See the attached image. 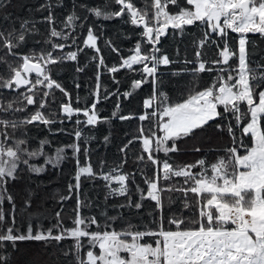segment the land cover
Masks as SVG:
<instances>
[{
  "label": "trees",
  "instance_id": "1",
  "mask_svg": "<svg viewBox=\"0 0 264 264\" xmlns=\"http://www.w3.org/2000/svg\"><path fill=\"white\" fill-rule=\"evenodd\" d=\"M132 2L137 8H143L145 3H151V0ZM183 3L184 0H181L182 5ZM95 8L101 9V16L97 17L91 11ZM120 8L121 5L115 0H0V32L5 35L13 33L14 37L21 32L25 35L22 42L13 40L16 47L12 52L0 44V78L9 79L11 72L8 66L21 64L22 56L51 52L58 62L47 65V74L64 90L62 92L56 88L47 89L43 85H37L32 92H28L30 86H22L19 89L0 87V105L6 107L9 102H14L13 110L0 111V119L22 121L39 110L52 121L49 124L39 121L24 124L15 132L11 128L0 127V132L7 131L12 136L9 143L25 140L27 143L24 147L29 151L43 153L31 158L26 153L22 154L14 174L15 179L8 178L7 183L0 188V193L5 197L0 207L4 210L7 226H12V217L15 216L14 235H27L29 224L32 225V235L38 232L47 234L49 228L53 229V236L59 234L60 229L54 227L58 223L57 212L60 213L59 221L63 227L72 228L78 199L80 215L96 217L97 224L90 225V231H123L129 225L136 226L133 230L155 231L161 222L165 229L175 230V226L168 223L173 217L185 221L198 219V200L191 193L186 197L180 191L162 192V208L157 207L156 202L150 198H142L146 197L147 192L145 179L155 178L156 166L148 161L147 153L143 151L142 139H138L139 130L143 127L147 134L148 130L156 125L158 117L141 121L139 116L158 111L159 100L154 101L153 108H146L144 105V101L154 94H166L170 104L182 102L193 88L202 90L208 87L218 74H226L220 73V69H234L238 58H231L227 64L212 63L222 60L219 52L224 47V40L213 35L210 42L199 48V41L203 38L205 30L203 26H186L183 32L169 28L156 45L160 50L156 55H167L171 63L157 66L155 86L152 78L148 77L138 89H133V82L143 79L139 71L141 65H134V70L121 68L122 59L134 54L137 43L142 46V54L150 53L151 45L146 44L141 35L143 26L132 24L129 14L106 15L119 12ZM168 10L173 13L177 11L171 5ZM49 15L53 17L51 23L46 19ZM70 15H75L76 19L68 24L67 18ZM25 21L28 22L25 26L27 31L21 27ZM52 28L60 31L62 35L52 37ZM89 29L97 38L95 48L84 43ZM238 36L239 34L229 30L225 38L233 50L238 49ZM247 37L249 66L257 72L264 71L259 67L264 65V37L252 33L247 34ZM53 44H63L64 47L53 48ZM197 50L201 52L200 59L207 62L206 67L213 70L200 73L194 82L190 70L197 66ZM73 51L77 52L76 60L60 59ZM100 58H103V65L100 64ZM114 66L119 68V71L111 72L110 69ZM30 79L34 82V73ZM98 83V122L95 125L86 124L83 112L74 113L72 118L68 119L62 111V106L71 101L74 109L91 107L97 99L95 93ZM44 92L49 95L44 96ZM126 92L131 95L126 97ZM25 95H32L35 103L27 105L23 99ZM41 101L45 105L43 108H40ZM218 110L223 112L222 106ZM114 112L116 116H113ZM120 116L131 118L120 119ZM77 119L81 121L80 124L76 123ZM246 122L247 120L242 123ZM229 123L233 125L236 140L243 138L250 146V137H242L241 127L236 125L231 115L225 119L218 117L202 129L195 130L194 134L177 139L178 151L168 154L169 163L177 167L195 164L203 159L211 175L210 166L217 163L221 157L227 159L229 148L235 146L243 155L245 149L238 143L234 144L233 137L228 133ZM217 124H220L221 128H217ZM77 131L81 133L80 137L75 135ZM157 134L162 135L159 132ZM41 141L47 143L41 144ZM73 144L78 145L79 151L70 147ZM61 148L63 159L59 163H46V160H54L57 149ZM155 155L161 160L165 158L163 152ZM140 156H144V159H139ZM24 159L29 161L28 165L22 162ZM89 164L95 175H82L79 189L73 187L70 191L69 185L76 184L75 175L78 168ZM29 165L41 167L43 170L34 172ZM200 170L199 165L192 169L193 172ZM104 174L126 175L127 192L124 195L112 194L111 189H118L120 184L117 181L109 184L102 178ZM159 186L181 188L190 185H184V177L173 176L168 181L162 180ZM8 196H11V201L7 199ZM61 197L67 199L62 200ZM138 203L140 208L135 206ZM186 203L190 207L185 208ZM192 226L185 223L182 228ZM154 239L145 237L142 242L153 243ZM0 243L3 244L0 256L5 257V264H76L73 238L61 241H16L15 246L13 242ZM81 244L84 245L81 248V256L86 258L89 250L88 238H81ZM94 251L98 254L99 250L97 248Z\"/></svg>",
  "mask_w": 264,
  "mask_h": 264
},
{
  "label": "snow or ice",
  "instance_id": "2",
  "mask_svg": "<svg viewBox=\"0 0 264 264\" xmlns=\"http://www.w3.org/2000/svg\"><path fill=\"white\" fill-rule=\"evenodd\" d=\"M121 5L120 11L106 15L121 16L127 13L131 17V23L143 26L142 36L145 43L151 45V51L142 54V46L137 43L134 54L122 59L121 68L134 70V65H141L139 71L143 77L142 80H135L132 84L133 89H138L142 83L152 78L153 85H156L157 66L168 65L171 63L167 55L157 56L160 50L156 47L162 36L169 28L183 32L186 26L200 25L204 27L203 38L199 41V48L210 42L213 35L219 36L224 40V47L220 50L219 56L222 60H216L212 63L227 64L231 58H238L237 66L232 70L220 69L212 83L202 89L193 90L182 102L175 104L168 103L166 94H154L153 97L144 101L146 108H153L154 101L159 100L158 111L145 113L139 116L141 121L151 120L158 117L157 123L145 134L143 127L140 128L143 151L147 153L148 161L156 166L154 179H145L147 184L146 197L156 202L157 207L162 208L161 193L164 191H180L184 196L189 193L197 197L200 211L198 219L185 221L173 217L168 221L175 226V230L165 229L163 223L155 231L133 230L136 226L129 225L123 231L105 230L90 231V225H96V217H82L80 215V201L75 209L76 216L73 220L72 228H64L59 221L60 213L57 212L58 223L55 228L60 229L59 234L53 236V229L49 228L47 234L38 232L32 235V225L28 226V234L14 235L15 216L12 217V226L6 225L5 213L0 207V242H13L24 240H49L61 241L65 238L75 240V260L76 264H264V71L257 72L249 66L247 45L249 40L247 34H259L264 37V0H151V3H145L143 8H137L132 0H115ZM169 5L174 6L177 11L170 12ZM97 17L102 15L99 8L91 9ZM50 23L53 17L49 15L46 18ZM76 19L75 15L67 18L68 24ZM25 21L21 27L27 31ZM239 34L238 49L230 48L227 40L228 32ZM62 33L55 28L51 29L52 37H60ZM22 42L25 40L24 32L17 36L13 33L5 35L0 32V44L12 52L16 44L13 40ZM96 37L91 29L88 30L85 44L95 48ZM53 48H63V44H53ZM99 52V49L96 48ZM14 54V53H13ZM201 52L197 50L196 67L190 71L194 77V82L199 78V74L205 71L211 72V67H206L205 61L200 59ZM77 52H69L66 57L60 59L76 60ZM22 63L13 67L9 65L11 75L9 79L0 78V87L3 88H21L30 86L28 92H32L37 85H43L47 89H60L64 91L59 83L51 79L47 74V65L58 62L51 52L41 53L39 55H24L20 58ZM103 58H100V64L103 65ZM186 63H193L186 61ZM151 65V66H149ZM264 69V65H259ZM111 72L119 71V68L112 67ZM35 74L33 82L30 79L31 74ZM99 79V78H98ZM99 83L95 93L97 99L89 108H73L71 101L62 106V111L68 119L73 114L83 112L86 117L85 123L95 125L98 122L96 111L99 103ZM48 96V92L43 93ZM65 95H68L65 93ZM130 96V92L124 93ZM107 98V95L104 97ZM23 99L27 105H33L35 100L32 95H25ZM77 99H79L77 97ZM14 102H9L6 107L0 105V111L7 112L13 110ZM44 102L41 101L40 108H43ZM223 108V112L218 108ZM242 108L244 109L242 111ZM23 111V109H15ZM228 115L236 121V125L241 127L242 137H250V146L245 143L243 138L236 140L233 125L228 124L227 130L233 137V143H238L245 149L243 155L238 152L237 147H231L227 150V159L221 157L219 161L210 166L211 175L206 162L201 159L195 164L177 166L169 163L168 154L178 151L176 140L194 134L197 129H202L210 121L216 118L225 119ZM116 116V113H113ZM120 119H129L131 117L120 116ZM247 120L246 123H242ZM42 122L44 124L52 123L43 113L37 110L29 118L22 121L0 119V127L4 129L11 128L13 132L21 125L31 124L33 122ZM80 124L79 119L76 120ZM221 128L220 124L216 125ZM162 133L158 135L157 133ZM80 137L81 133H75ZM12 136L7 131L0 132V188L7 183L8 178L15 179V173L21 162V155L26 153L28 157L42 155L39 151H29L25 140H15L9 143ZM171 141V146H169ZM47 141H41V144ZM131 143V141L129 142ZM74 151H79L76 144L71 145ZM199 151V149H196ZM163 152L165 158L159 159L155 153ZM63 149H57L54 160H46V163H59L63 159ZM87 155V150H85ZM139 159L143 160L144 156ZM28 165L29 161H22ZM79 164V161H77ZM200 166L199 172H193L192 169ZM34 172H41V167L29 165ZM93 176V168L81 166L75 175L76 184L69 185L70 191L75 187L79 189L82 175ZM173 176L184 177V185L188 187L176 188L169 186L160 187V182L168 181ZM111 184L117 181L120 187L111 189L112 194L124 195L127 192L126 180L128 177L124 174H104L102 177ZM5 197L0 193V204ZM7 199L11 201V196ZM67 199V197H61ZM140 208L138 203L135 205ZM14 207V206H13ZM190 207L185 204V208ZM115 219V218H113ZM185 223L193 225L189 228H182ZM231 225V227H229ZM145 237L155 238L153 243H143ZM81 238H88L89 250L86 258L81 256ZM3 244L0 243V248ZM98 248V254L95 249ZM123 254H126L123 255ZM0 264H5V257L0 256Z\"/></svg>",
  "mask_w": 264,
  "mask_h": 264
},
{
  "label": "rangeland",
  "instance_id": "3",
  "mask_svg": "<svg viewBox=\"0 0 264 264\" xmlns=\"http://www.w3.org/2000/svg\"><path fill=\"white\" fill-rule=\"evenodd\" d=\"M238 41H239V36H238ZM229 227H231V225H230ZM123 255H125V256H126V254H123Z\"/></svg>",
  "mask_w": 264,
  "mask_h": 264
}]
</instances>
